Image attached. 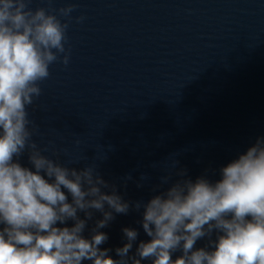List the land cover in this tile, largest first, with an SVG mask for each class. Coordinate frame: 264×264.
Here are the masks:
<instances>
[{
    "label": "water",
    "instance_id": "water-1",
    "mask_svg": "<svg viewBox=\"0 0 264 264\" xmlns=\"http://www.w3.org/2000/svg\"><path fill=\"white\" fill-rule=\"evenodd\" d=\"M69 5L70 18L60 15ZM28 7L68 24L65 52L27 106L32 140L63 165L94 167L110 185L102 191L114 186L129 203L127 214L113 212L98 230L112 258L127 242L126 227L138 232L129 255L150 240L137 202L181 179L219 180L222 167L264 137V0H30ZM18 161L33 167L27 151ZM92 211L86 238L103 218ZM215 239L195 248L211 250Z\"/></svg>",
    "mask_w": 264,
    "mask_h": 264
},
{
    "label": "clouds",
    "instance_id": "clouds-1",
    "mask_svg": "<svg viewBox=\"0 0 264 264\" xmlns=\"http://www.w3.org/2000/svg\"><path fill=\"white\" fill-rule=\"evenodd\" d=\"M29 3L0 0V264H264V137L222 167L219 180L181 179L146 204L137 202L150 240L141 241L135 254L129 255L138 236L132 228L123 229L127 242L115 249L119 259L100 247L108 235L98 230L130 205L114 186L111 194L102 191L110 185L94 167L63 165L32 140L27 106L40 96L38 82L49 77L50 64L65 52L68 24ZM73 10L69 5L59 13L70 18ZM25 151L32 169L18 161ZM92 210L103 218L86 238ZM213 233L211 250L195 248ZM177 250L182 254L174 260Z\"/></svg>",
    "mask_w": 264,
    "mask_h": 264
}]
</instances>
